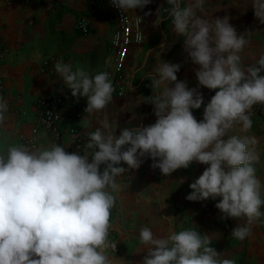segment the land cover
Wrapping results in <instances>:
<instances>
[{"label":"clouds","instance_id":"clouds-1","mask_svg":"<svg viewBox=\"0 0 264 264\" xmlns=\"http://www.w3.org/2000/svg\"><path fill=\"white\" fill-rule=\"evenodd\" d=\"M110 3L128 14L144 9L151 0ZM166 3L172 31L183 38L188 59L199 65L198 86L214 90L215 95L204 105L198 88L178 80L181 65L158 55L144 77L151 81L152 95L145 102L153 106L155 122L123 127L117 134L105 112L115 91L111 74H92L58 60L54 71L73 97L87 99L84 112L103 115L99 126L86 133L83 152L78 148L69 153L53 143L43 149L10 145L0 153V264H114L107 249H115L108 237L115 194L122 187L117 178L138 169L146 155L153 160L151 167L166 177L194 163L206 165L185 198L218 200L215 207L221 221H242L230 236L244 241L252 235L253 226L264 216L256 141L229 132L236 126L247 132L253 123V106L264 104V53L254 64L245 65L241 53L251 31L238 35L228 16L211 18L206 0ZM251 4L254 16L264 24V0H251ZM135 17L139 23L141 18ZM202 105L203 118L197 121L192 110ZM8 111L7 101L0 96V125ZM211 242L209 235L195 228L156 236L144 226L139 243L147 254L141 264H236L234 259L221 258Z\"/></svg>","mask_w":264,"mask_h":264},{"label":"crops","instance_id":"crops-1","mask_svg":"<svg viewBox=\"0 0 264 264\" xmlns=\"http://www.w3.org/2000/svg\"><path fill=\"white\" fill-rule=\"evenodd\" d=\"M165 5L166 0H151L137 12L144 18V39L130 49L121 75L124 95L120 98L113 95L105 109L117 134L123 127L147 126L155 122L153 106L145 102L152 95L151 81L144 77L158 62V55L160 60L181 65L178 80L186 81L189 88H198L203 94L204 105L215 95L214 90L198 86L195 70L199 65L188 59L183 38L172 31L171 20L163 11L168 7ZM97 6L94 15H86L89 16L88 32L79 34L74 30V23L87 13L88 0H0V46L8 50L1 75L6 90L4 99L9 105L6 119L0 125V153H6L10 145L19 146L20 135L32 140L35 149L50 147L46 131L32 130L35 102L39 98L62 100L67 97L71 105L83 108V115L76 119L61 107L62 146L69 153L78 148L83 152L86 133L99 126L98 120L103 114L88 116L84 112L87 99L73 97L62 78L50 76L41 63L48 56H57L74 68L84 67L92 74L110 72L113 59L110 40L116 25L111 22L113 12L109 3L99 0ZM205 9L211 18L228 16L238 35L251 31L241 56L245 65L254 64L264 53V24L254 16L251 0H206ZM157 20L161 21L159 25L155 23ZM204 105L192 110L197 121L203 118ZM251 119L252 127L247 132H241L236 126L229 135L255 139L254 148L259 159L264 161V119ZM141 160L138 169L117 178L122 187L115 194L117 201L111 213L108 242L110 244L113 237L118 248L117 251L111 247L107 249L114 264H141L147 254L139 243V232L144 226L156 236L195 228L212 238L210 247L221 252V258L234 259L236 264H264V216L253 226L249 238L238 241L230 233L236 223L242 221H221V213L215 207L218 200L193 202L185 198L191 192L189 185L203 173L206 165L194 163L166 177L159 169L151 167V157L146 155ZM121 166L127 168L126 164ZM261 171L257 174L256 168V175L264 182V170Z\"/></svg>","mask_w":264,"mask_h":264},{"label":"built area","instance_id":"built-area-1","mask_svg":"<svg viewBox=\"0 0 264 264\" xmlns=\"http://www.w3.org/2000/svg\"><path fill=\"white\" fill-rule=\"evenodd\" d=\"M99 0H88L89 10L95 12L98 9ZM113 12L111 22L116 25L110 40V52L112 53V68L110 70L113 87L115 89L113 95L122 97L124 89L121 84V75L127 63L130 49L134 46L140 45L143 42V15L137 13L140 9H135L133 12L125 14L120 10L114 8L110 0H106ZM166 12L165 10H163ZM127 15V16H126ZM126 16V18H125ZM140 17L141 21L137 23L136 17ZM125 18V19H124ZM76 30L81 34H86L89 30V22L81 19L76 23ZM8 54L7 48L0 46V96L5 98L6 90L4 86L3 76L1 70L4 65L5 58ZM57 56H48L42 60L41 67L50 76H58L54 71V65L58 61ZM59 77V76H58ZM36 112L34 115L33 132L44 130L49 134L51 145L53 143L62 145L61 123L63 120V113L61 107L66 108L67 114L80 119L83 115V108L73 106L68 102V97L62 100H55L52 98H39L36 102ZM251 118L264 119V104H257L253 106ZM71 133H75L71 130ZM20 145L35 149V143L32 140L20 135L18 137ZM110 245H115L113 251H117V244L112 237Z\"/></svg>","mask_w":264,"mask_h":264},{"label":"rangeland","instance_id":"rangeland-1","mask_svg":"<svg viewBox=\"0 0 264 264\" xmlns=\"http://www.w3.org/2000/svg\"><path fill=\"white\" fill-rule=\"evenodd\" d=\"M88 4H89V2H88ZM167 6V3H166V5H165V7ZM87 13L85 14V15H83L82 17H80V18H78V20H76L75 21V23H74V30L76 31V32H78L77 30H76V28H75V26H76V23L79 21V20H81V19H85L86 21H88V17L90 16V15H94V12H91L90 10H89V8H88V11H86ZM86 15H89V16H86ZM90 26V25H89ZM79 33V32H78ZM79 34H81V33H79ZM158 42V41H157ZM255 167L257 168V174L258 173H260V172H262L261 170H264V161L263 160H261V159H259V162L255 165ZM261 211L263 212L264 211V207H262V209H261Z\"/></svg>","mask_w":264,"mask_h":264}]
</instances>
